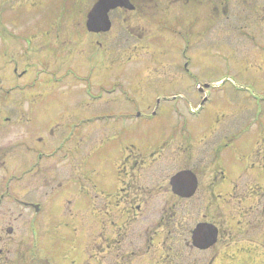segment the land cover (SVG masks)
Returning <instances> with one entry per match:
<instances>
[{"label": "rangeland", "instance_id": "1", "mask_svg": "<svg viewBox=\"0 0 264 264\" xmlns=\"http://www.w3.org/2000/svg\"><path fill=\"white\" fill-rule=\"evenodd\" d=\"M69 1L75 2V5L72 6L73 3ZM9 2L10 10L6 8ZM90 2L0 0V22L4 23L0 24V37L10 39L0 40V120H12L9 125L0 127L10 128V141L14 136L26 139V135L38 133L43 136L44 142H48L49 128H58L54 149L59 141L62 144L69 141L67 145L75 143L79 146L77 160L82 167L86 165L96 169L102 163H107L110 172L106 183L109 190L114 192L117 189L114 167L118 161H122L121 152L125 147L134 146L145 154L166 144L162 157L165 162L160 173V177H165L170 171L177 170V166L183 167L181 159L177 160L170 153L173 145L181 142L179 146L182 150L185 145L193 151L201 150V156L206 160L199 174L202 182L199 194L193 201L183 203L181 209L188 208L197 215L201 207L202 214L206 204L211 202L207 195L209 190L204 188L203 183L213 173L219 176L221 169L222 178L218 177V180L221 179L220 190L231 191L235 185L237 189L253 186V191L246 189L244 192L249 196L245 209H248V214L256 210L258 206L252 202V198L261 192L260 188H264V10L259 7L263 0H257L253 4L255 6L250 8L246 3L245 7L239 4L235 8L233 3V8L229 7L227 11L228 19L220 17L217 21L205 23L204 38L195 41L197 37L190 36L187 50L184 49L185 43L178 39L180 27L170 25L167 28H173L170 32L161 30L154 39L143 35L142 40H136L126 34L123 49L117 40H109L103 45L104 49L109 50L106 54L103 48L97 49L95 44L93 65L82 72L72 69L71 75L65 69L80 66L74 57L72 65L69 63L61 73L63 79L58 84L53 82L54 77L49 80V69L46 68L45 73L40 71L39 64L28 76L19 78L26 64L24 54L33 55L40 61L44 59L42 55H46V52L31 54L26 51L31 47L37 49L44 39L43 36H37L34 41L27 39L25 46L19 39L23 29L31 28L32 22L41 17L79 18L85 7L91 5ZM65 9L71 13L65 14ZM232 11L238 18L233 19ZM237 12H242L243 16ZM113 17L120 22V15ZM10 18L18 22L16 29L19 37L14 31L10 32L13 28L12 24H7ZM239 19L241 23L237 22ZM127 26L133 27L134 23ZM144 26L149 27L150 24ZM4 28L11 37H7ZM191 30L193 32V28ZM136 47L139 53L132 56V50ZM100 55H103V59L98 57ZM183 61L188 62L184 71L181 66ZM13 66L16 74L12 72ZM33 79H36V87L27 94V85ZM86 94L92 99H88ZM34 101L36 105H33ZM28 109L33 111V116L25 115L30 120L13 121V118H19L18 111ZM212 146L219 150V154H212ZM42 149L48 151L49 148L46 145ZM134 155L126 160L134 163L145 161ZM31 158L33 162L37 161L36 157ZM13 160L18 158L11 157L10 161ZM209 161L217 168L213 173H210L212 169L208 170ZM83 170L88 173L85 168ZM92 171L89 174L92 181H99ZM120 177L123 178L124 174ZM254 191L256 193H252ZM74 193L79 194L77 191ZM31 198L37 196L32 195ZM228 204L222 208V218L207 206V221L216 225L226 221L234 225L232 220L237 205L231 201ZM181 216L177 214L175 223L182 219ZM75 227L81 229L79 224ZM20 238H25L23 232ZM245 238L238 248L235 246L239 251L236 263L226 259L217 263L264 264V248L259 246L261 243L247 242ZM224 255L235 256L232 249L220 252L221 258Z\"/></svg>", "mask_w": 264, "mask_h": 264}, {"label": "flooded vegetation", "instance_id": "2", "mask_svg": "<svg viewBox=\"0 0 264 264\" xmlns=\"http://www.w3.org/2000/svg\"><path fill=\"white\" fill-rule=\"evenodd\" d=\"M238 1L129 0L133 11L116 9L109 12L111 27L105 34L90 33L86 29V15L95 3L92 0L79 18L41 17L32 22L31 28H24L19 39L25 44L27 39L34 41L37 36H43L44 40L37 49L33 50L31 47L26 51L31 54L41 51L46 52V55H42L41 58L44 59L40 61L33 55L24 54L26 64L22 75L18 76H26L39 64L40 71L45 73L46 68L49 69V80L54 77L53 82L58 84L63 79L61 73L69 63L72 65L74 57L80 66L70 65L71 69H65L71 75L74 70L82 72L93 65L95 44L97 49H102L107 41L115 39L123 49L126 34L136 40H142L143 35L154 39L161 30L170 32L173 29H167L170 25L180 27L177 34L180 35L179 41L183 43H187L191 35L201 40L206 36L204 25L207 21H217L220 17L228 19L227 11L229 7L233 8V3L235 8L239 4L245 7V3L250 8L255 6L253 4L257 0ZM70 3L75 5V2ZM6 5L10 10V2ZM259 7L264 10V0ZM64 13L71 11L66 10ZM232 13L233 19L238 18L235 12ZM237 13L243 16L242 12ZM115 15H120V22L114 19ZM144 20L147 22H143ZM237 22L241 23L240 19ZM128 23H134V26L129 27ZM147 23L150 24L149 27L144 26ZM7 24L13 25L10 32L14 31L19 37L16 29L18 22L10 18ZM5 31L7 37H11L10 32ZM0 40L10 39L0 37ZM136 51L137 47L132 50L131 55L139 53ZM103 52L106 54L109 50L103 48ZM63 54L68 56H62ZM98 57L103 59V55ZM187 66L183 64L182 71ZM12 72L16 74L14 66ZM42 73H39L40 76ZM36 84V79L29 81L27 94L34 91ZM42 100L43 98L40 99ZM33 105H36L35 101ZM18 112L19 118H13L15 122L26 120L28 117L25 115L33 116V111L29 109ZM3 124L9 125L10 118L1 119L0 126ZM57 130L58 128H49L48 142H44L43 136L38 133L33 135H40L39 137L27 133L26 139L14 136L10 141V128L0 127V264H29L34 259L43 260L46 264H218V260L220 263L225 259L236 263L239 251L235 246L238 248L244 237H247V242L261 243L259 246L264 248V188H260V193L252 192L256 193L252 202L258 207L248 214L245 207L249 203V196L244 192L246 189L253 191V186L248 188L249 185H246L243 189H237L235 185L231 191H221V179L218 180V177L222 178L221 172H218L219 176L213 173L217 168L210 162L212 160L209 161L208 170L212 169L210 173L213 174L203 183L204 188L209 190L207 195L211 202L206 204L202 214L201 207L197 215L192 214L194 211L188 208L181 209L183 203L193 201L201 190L199 174L206 162L201 156V150L193 151L187 145L182 150L179 146L181 142L173 145V150L170 152V149L167 153L170 152L177 160L181 159L183 167L177 166L178 169L170 171L168 176L160 177L165 162L163 153L165 154L166 144L159 149L144 152L145 154H141L134 146L125 147L121 152L122 161H118L114 167V179L117 182L114 192L109 190L106 183L110 172L107 163H102L96 169L86 165L82 167L77 160L79 146L75 143L67 145L66 142L62 144L59 141L54 149L53 143L58 139ZM46 145L48 151L42 149ZM211 150L214 156L219 154L214 146ZM134 153L146 162L126 160L128 157H135ZM11 157L18 160L10 161ZM31 157H36L37 161L33 162ZM84 168L88 173L84 172ZM89 170H93L92 174L99 181H92ZM182 171H190L193 175L183 177V184H196L190 197L182 195L188 191V186L179 188V193L176 194L177 191H173L175 187L170 185L174 175ZM121 174H124L123 178L120 177ZM75 191L79 194H75ZM30 195L37 198H31ZM228 201L237 205L232 220L234 225L227 224L226 221L218 222V225L207 221L208 209L222 218V208L229 206ZM179 213L182 219L175 223V217ZM76 224L81 229L78 230ZM201 225L204 226L198 228ZM205 225H210L213 232H216L214 241L208 247H203V240L211 234L204 235L202 240H196ZM198 229L200 232L196 235ZM22 232L25 238H20ZM226 249H232L235 256L224 255L221 258L220 252Z\"/></svg>", "mask_w": 264, "mask_h": 264}, {"label": "water", "instance_id": "3", "mask_svg": "<svg viewBox=\"0 0 264 264\" xmlns=\"http://www.w3.org/2000/svg\"><path fill=\"white\" fill-rule=\"evenodd\" d=\"M117 8H123L128 11H132L133 7L129 4L128 0H98L92 9L89 11L87 15L86 28L88 32L91 33H105L110 29V22L108 20V12ZM191 176L189 173H179L171 180V184L175 187L174 191H177L179 188L183 186H188V191L183 192L182 195L186 197H190L196 188V184L191 182L187 185L183 184V177ZM179 192L177 191L176 194ZM199 233V229L197 230L196 235ZM214 235L208 236L203 241H205L203 247H208L214 241ZM200 235L197 236L199 238ZM196 239V237L194 238ZM30 264H45L43 261H33Z\"/></svg>", "mask_w": 264, "mask_h": 264}]
</instances>
